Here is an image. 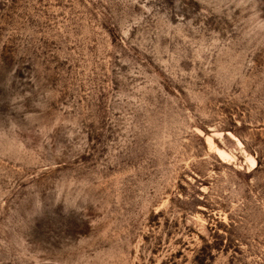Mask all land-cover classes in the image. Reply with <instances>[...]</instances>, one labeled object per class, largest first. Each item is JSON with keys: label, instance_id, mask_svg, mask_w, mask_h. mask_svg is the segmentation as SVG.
Returning a JSON list of instances; mask_svg holds the SVG:
<instances>
[{"label": "rangeland", "instance_id": "1", "mask_svg": "<svg viewBox=\"0 0 264 264\" xmlns=\"http://www.w3.org/2000/svg\"><path fill=\"white\" fill-rule=\"evenodd\" d=\"M0 264H264V0H0Z\"/></svg>", "mask_w": 264, "mask_h": 264}]
</instances>
